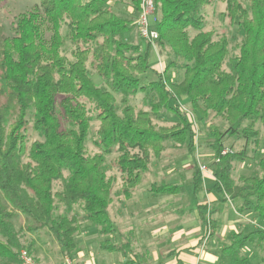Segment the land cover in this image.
<instances>
[{
  "label": "trees",
  "instance_id": "16d2710c",
  "mask_svg": "<svg viewBox=\"0 0 264 264\" xmlns=\"http://www.w3.org/2000/svg\"><path fill=\"white\" fill-rule=\"evenodd\" d=\"M111 1L40 0L16 19L14 35L0 27V264H22V243L15 229L19 214L26 217L30 232L48 230L71 258L80 230L72 215L75 206L83 209L100 235L113 234L108 209L117 177L107 176V157L118 154L115 163L127 198L142 183L152 155L159 158L167 141L187 143L195 158L197 134L184 106L199 112L200 118L208 111L228 120L230 126L223 133L213 125L205 130L204 143L213 152V190L234 203L237 213H252L264 223V156L260 175L236 182L235 165L247 158L250 143L247 140L242 151L226 146L228 139L240 137L239 122L264 119V0H249L247 7L239 0H225L224 16L244 33L233 72L223 69L228 39L215 40L204 31L200 12L213 0H155L159 19L152 28L159 34L160 54L168 59L163 70L151 66L150 43L143 50L141 44L120 41L121 36L138 31V17L133 22L122 18L109 7ZM135 5L139 16L141 0ZM64 26L69 37L62 34ZM68 38L72 59L63 53ZM89 65L107 88L93 81ZM172 69L183 70L180 83L173 82ZM148 73L156 79L144 85ZM139 93L154 97L150 111H137L131 105L130 99ZM117 95L122 115L117 111ZM163 112L179 121L158 128L152 115ZM30 116L41 141L29 147ZM93 122L99 127L93 131L97 152L91 155L87 141ZM199 166L196 161L195 196L204 190ZM54 183H60L63 191L54 193ZM151 192L177 195L181 189L164 183L154 185ZM56 197L64 206L59 216ZM200 208L203 223L215 231L216 222L206 215L208 206ZM256 241L264 243V230L232 232L223 254L229 264H254L243 249ZM103 248L122 252L128 247L105 243ZM145 263V255L137 254L126 264Z\"/></svg>",
  "mask_w": 264,
  "mask_h": 264
},
{
  "label": "rangeland",
  "instance_id": "374dc122",
  "mask_svg": "<svg viewBox=\"0 0 264 264\" xmlns=\"http://www.w3.org/2000/svg\"><path fill=\"white\" fill-rule=\"evenodd\" d=\"M115 0H112L109 2V7L115 11V13H126L124 15V19L134 21L137 14H132L131 11L128 10L123 5V1L118 3L119 0H117L116 3H114ZM244 6L249 5V0H239ZM40 3V0H0V27H3L5 29V32L8 36L14 35V25L16 19L19 17V15L26 13L27 11L31 10L35 5H38ZM118 6H113L112 4ZM118 3V4H117ZM114 8H119L118 11L114 10ZM226 11V2L225 0H213V3L209 6L203 7L200 14L205 20V29L204 31L210 32L213 34L214 39L218 40L221 37H226L229 42V55L228 59L226 60L223 69L227 72H233V63L234 58L239 55V47L243 43L244 40V33L243 30L235 24H231L230 20L224 16V13ZM129 13V14H128ZM156 16L152 15L149 17V23L152 27H156ZM159 19V16H158ZM62 34L65 36L69 35V30L67 27L62 28ZM195 33L193 32V35ZM69 37V36H68ZM122 42L130 43L132 45L141 44L142 49L145 50L147 47V42L143 41L140 37L138 31L135 29L130 34H126L121 36ZM152 45V44H150ZM73 46L71 44L70 39L68 38L66 47L63 49L64 55H66L69 59H72L71 57V50ZM169 49V47H168ZM152 54L153 56V62L152 64L155 65L158 69H162L165 67L168 63V59L166 58V55L160 54V48L157 45V43H154L152 45ZM89 71L92 76L93 81L102 88H107L106 84L102 81V79L97 75L95 70L91 68L89 65ZM170 75L172 76L174 83H180L183 80V70L182 69H172L170 71ZM156 77L152 73H148L147 76L144 78V85H148L152 80H155ZM117 111L118 114L122 115V109H121V96L117 95ZM154 100V97L147 93H139L137 96L130 99V103L132 106L136 108L137 111L145 110L150 111L151 107L150 104ZM87 106L90 107V104L87 103ZM185 112L189 115L192 123L194 124L195 130H196V144H197V152L196 157L193 158L190 156L187 150V143L186 144H178L173 141H167L165 143L166 145V153L163 152L162 155H164V158L160 159H154L155 157L152 155V162L149 164V169L144 172V176H146L145 179H149L148 185H145L143 188H140L141 191H144V188H149V182H153V184H162V183H169V182H176L179 183L182 187L181 194L178 196L173 197H166V199L163 202V214L161 216L160 222L164 225L165 233L169 230L171 227L172 221L177 220L179 217L181 218V214L179 213V209L185 210L193 201L192 196H189V191L186 189V183L189 180V173L190 171H194L196 167V161L199 162L201 165L208 166L210 170L212 171V155L213 152L210 151V149L206 146L205 142V130L208 126L213 125L217 129H219L220 132H225L230 124L228 120L224 117H218L212 112L205 111L204 114L201 116L197 115L199 112H196L192 110L191 107L184 106ZM94 115V113H91ZM31 115V114H30ZM154 123L157 125L158 128L160 127H172L174 126L179 120L177 117H175L172 113H166L163 112L159 115H152ZM29 131L27 133L28 135V146L30 147L34 142L41 141L38 134L33 130L32 124H33V117H29ZM65 122V128H68V122ZM239 128H240V134L239 138L234 137L231 139H228L226 142V146L228 148H232L233 151H242L244 146L246 145V141L248 140L250 145L248 148V155L247 158L243 162L236 163L234 171H233V178L236 182L240 181L241 177H250V176H258L261 174V170L259 167V161L264 156V119L261 120H243L242 122H239ZM237 126V125H236ZM235 126V127H236ZM99 127L98 122L92 123V132L90 137L88 138L87 145H88V153L93 155L97 152L96 148L93 145V139L94 133L93 131ZM256 133V134H254ZM246 134V135H245ZM245 136V137H244ZM247 136V137H246ZM248 138V139H247ZM189 155V156H188ZM118 154L114 153L111 156L107 157L106 161V172L107 176H115L117 177V181L114 185L112 193L115 192V189L119 186H122V181L119 180V177L121 176L118 172V168L116 166L115 160L117 158ZM196 159V161H195ZM189 162V163H188ZM175 168V169H174ZM209 172V170H208ZM120 183V184H119ZM120 189V188H119ZM117 190L118 193L122 194V189ZM63 191V187L60 183H54V193L55 192H61ZM113 194H112V201H113ZM56 205L59 207V210L55 212L56 216H59L64 213L62 205V202L58 197H56L55 200ZM230 209L235 212V204L229 203ZM182 212L183 218L185 217ZM253 215L252 213H249ZM23 215V214H21ZM75 218L77 220V225L79 228L82 227V222L86 219V214L83 211V209L80 206L74 207V214ZM70 215V217H72ZM19 216V215H18ZM24 216V215H23ZM19 216L15 219V229L16 232L19 235V240L22 243V249L28 250L30 249L33 257L39 264H48V262L45 261L43 258V252L45 249H51L52 251L57 248L59 245L57 240L53 237V235L46 229L30 232L28 230L29 227L27 226V219L24 216ZM25 218V220H24ZM257 218V217H256ZM255 216H252L249 218V220L245 221V229L244 231L246 233H249L253 229H264V224L261 223V221H258L259 218L256 219ZM186 218L184 222L187 220ZM183 221V220H181ZM87 223L88 222L87 220ZM84 224V223H83ZM241 230V229H239ZM79 233L76 234V236ZM2 241L3 238L1 237ZM31 239L32 245H31ZM167 240H163L162 242L164 245L166 244ZM261 243V242H260ZM58 244V245H57ZM60 246V245H59ZM62 249V248H61ZM165 249V248H164ZM251 248L248 247V250H244V254H248V251ZM140 251V250H139ZM260 253L261 258L264 260V250L263 246L260 247ZM137 252V251H136ZM63 253V250H62ZM140 253V252H139ZM40 255V256H39ZM64 255V253H63ZM75 255V254H74ZM73 255V259L76 261L77 264L79 262L77 259H75V256ZM66 257L62 256L61 262L59 264H64L63 259ZM258 261V260H256ZM50 264V263H49Z\"/></svg>",
  "mask_w": 264,
  "mask_h": 264
},
{
  "label": "crops",
  "instance_id": "0c3cea01",
  "mask_svg": "<svg viewBox=\"0 0 264 264\" xmlns=\"http://www.w3.org/2000/svg\"><path fill=\"white\" fill-rule=\"evenodd\" d=\"M121 1L132 14H137L134 16L137 18L138 11H136L135 3L138 0H119L118 3ZM116 2L117 0L114 1V3ZM114 7L113 9L118 11L119 8ZM125 14L119 12L118 15L124 17ZM152 62L151 66L157 69ZM164 152L167 154L166 151ZM160 158L163 159L164 155L161 154L159 158L155 157L154 159ZM152 160L153 158L151 162ZM208 169L209 172H203L200 168L204 190L198 196H195L193 192V173L196 167L194 171H190L186 189L190 193L189 196L193 198L191 202L193 205L185 210H177L181 214V218L172 221L171 227L166 233L164 225L160 222L163 214V202L166 197L178 196L181 192L177 195L155 194L151 192V188L154 185L164 183L153 184L154 181L149 182V188H144V191H141L140 188L148 185L149 181V179L148 181L145 179L144 174L142 183L133 190L130 198L125 197L123 193H118L117 190L119 188L121 190L122 186L117 187L113 193L114 200L108 209L110 218L114 223V233L102 236L97 226L84 220L79 234L75 238L77 244L75 259L79 264H126L135 255L144 254L145 264H229L228 258L223 254V249L230 244V234L232 232L246 233L244 231L245 221L252 216L256 218V215L239 214L236 209L235 212L231 210L228 202H232L227 200L226 196L222 198L213 190L215 177L210 168ZM119 180H121L120 177ZM167 184L178 185L182 191L179 183L169 182ZM203 205L208 206L206 215L217 224L215 231L211 225H205L201 219L200 206ZM181 211L184 212V218ZM19 216L23 215L19 214ZM186 218L188 219L184 222ZM258 221L260 220L258 219ZM212 231L214 235H211ZM163 240H167L165 245ZM32 241L33 239H31V245L33 244ZM105 243L117 246L126 245L128 248L122 252H110L103 248ZM262 246L264 250V243H257L256 241L252 245H247L243 249V254L244 250H248L250 247L251 249L246 255L254 259V264H264V260L260 257V247ZM62 256L64 257L59 245L53 251L45 249L43 252V258L48 264H59Z\"/></svg>",
  "mask_w": 264,
  "mask_h": 264
},
{
  "label": "built area",
  "instance_id": "2783aa9c",
  "mask_svg": "<svg viewBox=\"0 0 264 264\" xmlns=\"http://www.w3.org/2000/svg\"><path fill=\"white\" fill-rule=\"evenodd\" d=\"M155 15L156 21L158 19L157 9L155 5V0H141V11L137 18L136 24L140 37L147 43L154 45L159 39L158 32L152 28L149 23V17ZM228 151L225 150L223 154H226ZM201 171L208 172V168L205 165H201ZM20 259L22 264H39L32 254L28 250H23L20 253ZM64 264H77L76 261L66 256L64 258Z\"/></svg>",
  "mask_w": 264,
  "mask_h": 264
}]
</instances>
